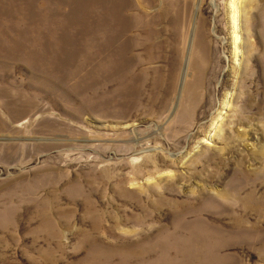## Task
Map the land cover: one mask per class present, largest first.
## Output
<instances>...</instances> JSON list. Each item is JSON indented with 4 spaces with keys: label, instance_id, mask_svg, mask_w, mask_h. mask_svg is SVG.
I'll return each mask as SVG.
<instances>
[{
    "label": "rangeland",
    "instance_id": "obj_1",
    "mask_svg": "<svg viewBox=\"0 0 264 264\" xmlns=\"http://www.w3.org/2000/svg\"><path fill=\"white\" fill-rule=\"evenodd\" d=\"M0 264H264V0H0Z\"/></svg>",
    "mask_w": 264,
    "mask_h": 264
},
{
    "label": "bare ground",
    "instance_id": "obj_2",
    "mask_svg": "<svg viewBox=\"0 0 264 264\" xmlns=\"http://www.w3.org/2000/svg\"><path fill=\"white\" fill-rule=\"evenodd\" d=\"M234 17H235V16H234V10H233L232 18L234 19ZM235 38H236V35H235ZM238 119H240L239 122H241V118L239 117Z\"/></svg>",
    "mask_w": 264,
    "mask_h": 264
}]
</instances>
